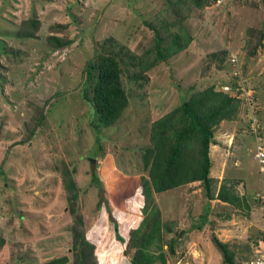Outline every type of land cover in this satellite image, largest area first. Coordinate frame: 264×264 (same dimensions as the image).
<instances>
[{
  "label": "rangeland",
  "instance_id": "374dc122",
  "mask_svg": "<svg viewBox=\"0 0 264 264\" xmlns=\"http://www.w3.org/2000/svg\"><path fill=\"white\" fill-rule=\"evenodd\" d=\"M167 3L0 0V238L7 239L0 264L16 260L43 264L67 255L72 258L74 215L62 173L56 170L61 160L76 170L72 178L83 190L78 209L86 221L90 246L95 245L93 262L129 264L116 224L122 231H132L144 218L141 175L132 170L131 160L147 144L151 123L195 92L231 84L232 74L212 60L222 50L240 55L243 78L261 105L260 134L264 136V48L257 57H250L245 47L250 29L264 31V4L262 0H217L204 9L177 11L190 14L183 26L194 37L191 46L148 73L147 95L134 97L117 125L101 129L98 143L89 125L90 106L79 89L83 69L96 53L95 41L113 36L134 48L139 39L148 40L151 35L144 22L155 20L157 25L159 17L165 18ZM31 16L41 22L37 38L17 40L21 21ZM51 28L73 43L63 50L50 47ZM244 107L236 121H225L215 130L213 199L200 183L156 195L163 222L175 223H171L174 230L169 235L162 225L155 227L157 232L152 225L147 228L144 240L153 241L150 254L163 251L168 264H223L214 236L235 252L236 264H247L263 250L264 171L255 157L256 139ZM42 116L45 120L34 137L23 142ZM94 172L101 180L96 184H92ZM235 179L243 183L235 187ZM100 193L103 202L97 209ZM222 193L231 202L219 199ZM202 214L204 218H200ZM171 239L175 240L174 255L166 245ZM255 240L261 243L256 245ZM144 244L138 241V247L128 249L129 254L144 249ZM140 252L148 255L147 249Z\"/></svg>",
  "mask_w": 264,
  "mask_h": 264
},
{
  "label": "trees",
  "instance_id": "16d2710c",
  "mask_svg": "<svg viewBox=\"0 0 264 264\" xmlns=\"http://www.w3.org/2000/svg\"><path fill=\"white\" fill-rule=\"evenodd\" d=\"M216 1L176 0V2H172L168 0L169 3H174L173 7L167 3L165 18L159 17L157 25H155V20L144 22L146 30H150L151 35L148 40L147 38L139 39L134 48L129 44H121L113 36L100 42L95 41L96 53L93 58L87 61L83 69L79 89L83 101L90 106L89 125L93 129L98 143L100 142L101 129L117 125L129 108L130 101L136 96L147 95L145 90L150 85L148 73L191 46L194 37L183 26L190 14L178 13L177 11H184L187 8L189 12L193 7L204 9ZM262 2L264 4V0ZM169 17L173 19H169ZM40 30L41 22L36 16H31L29 19L23 18L16 39L31 40L37 38ZM51 30L52 33L47 37V43L53 49L63 50L73 43V40L57 35L55 28H51ZM247 36L245 46L247 53L250 57H257V52L264 48V31L253 28L248 31ZM230 51L222 50L212 56V60L218 65L217 67L227 70L229 73L233 68L226 60ZM62 95L60 94L58 97H62ZM242 107L244 105L239 97L224 91L218 85H213L193 93L179 107L151 123L146 135L147 144L140 149L139 156L131 160L133 163L132 170L136 169L141 175V191L139 192L144 203L141 212L144 218L140 226L132 231L127 229L122 231L119 224H116V231L121 234L119 243L121 246L127 247L125 254L128 255L129 264H168L167 254L163 251L156 256L150 254L152 253L150 248L153 241L144 240L150 225L154 228H159V225H162L165 235L173 233L174 230L171 223L174 224L175 222H163L156 195L200 183L207 197L213 199L211 147L216 143L215 130L225 121H236ZM44 120L45 116L37 120L36 126L23 142L34 137L36 128L42 125ZM95 154L97 151L92 156ZM56 170H60L62 173V183L66 187L70 201V212L74 215V224L71 229L72 258L67 255L54 258L43 264H69L70 262L72 264H96L93 262L94 256L92 255L95 245L90 246L87 237L88 232L85 228L86 221L78 209L81 204L80 193L83 190L72 178L76 170L72 169L71 164L64 160H61L60 166H56ZM125 172L129 173L130 170H125ZM98 181H101L99 174L92 173V184H96ZM234 183L236 187L242 184L243 180L235 179ZM99 195L100 200L97 203V209L103 202L102 193ZM218 197L224 202H231L230 198L223 193ZM247 207L250 208L248 204ZM204 217L205 214H202L200 218ZM109 218L112 221L113 218L110 216ZM197 228H202V225H198ZM153 231L157 232V229ZM156 235L152 236L153 240L158 237ZM213 238L214 244L223 257V264H236L235 252L231 251L226 244L219 241L215 236ZM138 241H144V249L129 254L128 249L138 247ZM254 242L256 245L261 243L257 240ZM6 243V238H0V253ZM166 243L168 253L174 255L176 253L175 240L171 239ZM146 249L148 255L143 256L140 251ZM12 256H14V252H12ZM26 256L27 254L22 257V260ZM251 260L248 259V261ZM13 264H20V261H13Z\"/></svg>",
  "mask_w": 264,
  "mask_h": 264
},
{
  "label": "built area",
  "instance_id": "2783aa9c",
  "mask_svg": "<svg viewBox=\"0 0 264 264\" xmlns=\"http://www.w3.org/2000/svg\"><path fill=\"white\" fill-rule=\"evenodd\" d=\"M227 63L231 64V74L233 81L230 85L223 87L224 91L236 94L245 106V111L249 115L248 126L250 128L251 135L256 139L257 152L256 159L260 161L262 170L264 171V136L260 134L261 127V105L259 99L253 88H249L243 78L244 73L240 65L239 54L234 51H230L227 57ZM263 125V124H262ZM263 250L258 251L259 256L248 261L247 264H264V240L262 241Z\"/></svg>",
  "mask_w": 264,
  "mask_h": 264
},
{
  "label": "crops",
  "instance_id": "0c3cea01",
  "mask_svg": "<svg viewBox=\"0 0 264 264\" xmlns=\"http://www.w3.org/2000/svg\"><path fill=\"white\" fill-rule=\"evenodd\" d=\"M230 141V140H229Z\"/></svg>",
  "mask_w": 264,
  "mask_h": 264
}]
</instances>
